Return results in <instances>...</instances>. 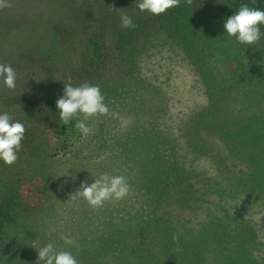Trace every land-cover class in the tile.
<instances>
[{
    "label": "trees",
    "instance_id": "16d2710c",
    "mask_svg": "<svg viewBox=\"0 0 264 264\" xmlns=\"http://www.w3.org/2000/svg\"><path fill=\"white\" fill-rule=\"evenodd\" d=\"M5 2L0 64L13 67L17 80L9 89L0 79V114L21 122L25 135L17 162L0 160V180L11 179L0 191V244L21 206L45 202L41 156L53 146L50 157L63 152L83 117L60 120L64 84L100 86L112 48L128 67L121 85L102 94L108 116L127 121L123 130L118 121L120 155L102 153L97 163L111 156L109 175L125 176L131 189L109 210L99 208L93 244L77 239L82 252H70L91 264H264V52L256 53L264 51V24L257 43H242L238 55L228 54L230 67L216 62L211 72L198 60L206 57L191 51L202 42L178 32L169 44L179 52L164 54L160 36L171 38L184 6L205 9L224 27L242 5L264 11V0H180L160 15L141 11L139 0ZM123 14L134 27H122ZM152 57L172 87L151 80Z\"/></svg>",
    "mask_w": 264,
    "mask_h": 264
},
{
    "label": "rangeland",
    "instance_id": "374dc122",
    "mask_svg": "<svg viewBox=\"0 0 264 264\" xmlns=\"http://www.w3.org/2000/svg\"><path fill=\"white\" fill-rule=\"evenodd\" d=\"M182 10L178 13V19L169 26L172 32L171 38L167 35L169 32L166 34L160 33L163 53L179 52L178 46L175 49L169 44V41L173 42L170 39L177 38L175 33L179 32L181 37L185 40H192L194 44L202 42L203 49H195L196 47L193 46L191 51L206 57L204 60L199 57L198 60L207 64L210 72L216 62L220 63V66L230 67L229 63H233L231 56L237 52L236 49L242 43L236 37H230L224 27L213 22L205 9L194 10L189 6H184ZM185 40H183L184 44H179L181 47H187V44H189V41L186 42ZM157 49L153 48L150 52L154 55ZM263 52L257 51L256 53L260 56ZM107 61L99 86L101 93L107 88L121 85L122 80L125 78L123 71L128 67V61L120 62L116 49H110ZM150 68L153 70L151 74L155 75V78L151 80H161V85L163 84L166 89L172 87L173 82L168 83L170 80H165L170 72L165 77L157 73L154 70L153 57ZM144 70L148 72L146 66ZM191 72L193 71L191 70ZM124 113V111L121 112L122 115ZM105 116H97L85 121L93 129L87 136H84L76 128L73 134L69 135V145H65L63 152H58L55 156L50 157L52 149L55 148L53 146L52 149L48 148V153L41 156L42 161L46 162L45 172L48 189L44 195L45 202L42 205L21 206L16 216L3 231L4 240L0 244V259H8L6 261L8 264H45L44 261L39 260L38 250L47 243L51 242L57 251L72 252L76 248L75 245L65 246L63 240L65 236L74 239L76 244H78L77 239H81V242H84L83 244H93L92 228H95L97 224L99 208L92 207L82 197L73 199L72 195L77 190H81L82 181L86 180L90 185L102 174H109L113 171L107 169L111 156L97 163L99 159L103 158L102 153L105 157L109 153L112 155L113 150L114 155H120L118 142H121L124 136L119 135V133L126 126L125 121H127V118L122 117V119H119L121 116H117L118 120H116L108 115ZM80 119H83V117L81 116ZM118 121L120 125L121 122L124 125L122 130L118 126ZM85 156L88 158L89 163L83 161ZM94 159L97 160L95 163H93ZM0 181V191L3 193L5 190L3 185L9 183L11 179L2 177ZM13 184L14 180L10 186ZM112 201L105 202L107 204L105 206L106 210H109ZM81 246L82 244L79 245V248ZM85 248L87 249V246ZM80 251L82 252L81 248ZM92 260L94 259H85L82 256L77 258L78 264H91Z\"/></svg>",
    "mask_w": 264,
    "mask_h": 264
},
{
    "label": "clouds",
    "instance_id": "9594fccd",
    "mask_svg": "<svg viewBox=\"0 0 264 264\" xmlns=\"http://www.w3.org/2000/svg\"><path fill=\"white\" fill-rule=\"evenodd\" d=\"M186 2L191 4L192 0ZM179 4L180 0H139L138 8L153 15H160L170 8L178 7ZM9 6L5 0H0V8ZM262 24H264V11L242 5L234 15L227 18L224 28L230 37H236L240 43L251 45L260 40L259 25ZM121 25L124 28L134 27L132 19L127 14L121 16ZM0 79L7 88L14 89L17 73L10 65L0 64ZM104 101L105 97L99 86L87 83L73 86L69 78L64 84L63 95L57 100L56 106L60 110V120L65 125L82 114L83 119H77L75 127L87 136L93 129L85 121L109 114V107ZM24 135L25 126L21 122L14 121L7 113L0 114V160L6 165L11 166L17 162ZM80 189L72 195L73 199L82 197L92 207L100 208L106 201H119L127 197L131 186L125 176L104 173L90 185L86 180L82 181ZM63 240L66 247L75 245L77 251L79 250V245L74 239L65 236ZM38 257L45 264H77L76 258L70 251H57L51 242L38 250Z\"/></svg>",
    "mask_w": 264,
    "mask_h": 264
}]
</instances>
